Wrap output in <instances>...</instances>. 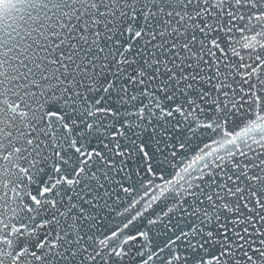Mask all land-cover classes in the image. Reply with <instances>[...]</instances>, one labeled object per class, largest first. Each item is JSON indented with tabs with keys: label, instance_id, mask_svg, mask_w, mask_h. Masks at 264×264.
<instances>
[{
	"label": "snow or ice",
	"instance_id": "obj_1",
	"mask_svg": "<svg viewBox=\"0 0 264 264\" xmlns=\"http://www.w3.org/2000/svg\"><path fill=\"white\" fill-rule=\"evenodd\" d=\"M0 264H264V0H0Z\"/></svg>",
	"mask_w": 264,
	"mask_h": 264
}]
</instances>
